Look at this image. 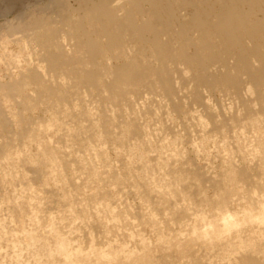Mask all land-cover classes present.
Returning a JSON list of instances; mask_svg holds the SVG:
<instances>
[{"label":"rangeland","instance_id":"1","mask_svg":"<svg viewBox=\"0 0 264 264\" xmlns=\"http://www.w3.org/2000/svg\"><path fill=\"white\" fill-rule=\"evenodd\" d=\"M63 1L78 6L80 0ZM111 1L118 8L117 17L130 8L136 22L148 19L147 2L141 1L142 12H134L129 0ZM49 2L20 0L10 15L0 18V24L23 12L34 13ZM189 12L178 9V19L186 21ZM185 36L194 42L198 39L194 30ZM176 39L168 32L160 35L162 42L169 41L173 47L179 45ZM124 40L123 55L117 57L114 50L99 61L110 69L131 59L158 65L149 43ZM211 43L219 46L215 35ZM244 43L247 48L253 45L247 39ZM25 58H10L8 64L0 61V84L25 75L27 83L30 71L37 70L43 82L64 99L55 100L35 84L15 98H6V89H0L3 109L12 120L8 131L0 134V246L7 248L10 227L19 230L20 224L11 220L25 216V211L13 207L23 205V200L42 223L55 219L60 232L86 247L90 242L107 246L116 239L115 244L128 243V248L138 250V239L143 238L150 249L146 263L139 264H217L215 249L208 244L200 247L192 242V248L189 243L182 259L177 249L159 242L155 233L158 229L174 240L183 229L187 233L185 223L193 220V213L211 214L222 201L228 200L232 208L251 195L264 194V93L258 97L246 81L239 89L197 86L191 69L168 61L172 94L154 84L128 87L113 96L103 86L107 74L97 87L84 88L66 74L46 72L45 63ZM233 62L228 57V65ZM223 69L213 64L209 71ZM21 128L27 132H20ZM38 162L44 165L37 167ZM241 168L254 181L237 180ZM5 170L11 172L8 177ZM131 229H135L134 238L123 232Z\"/></svg>","mask_w":264,"mask_h":264},{"label":"bare ground","instance_id":"2","mask_svg":"<svg viewBox=\"0 0 264 264\" xmlns=\"http://www.w3.org/2000/svg\"><path fill=\"white\" fill-rule=\"evenodd\" d=\"M19 1L0 0V18L10 15ZM141 1L149 3L148 19L138 23L130 8L117 17L118 8L111 4V0H80L78 6L63 0H50L48 5L34 13L23 12L0 24V61L8 64L10 58L23 56L45 63L48 73L66 74L77 86L90 89L108 76L103 86L113 96H120L128 87H152L154 84L172 94L170 69L166 67L168 61L191 69L197 86L239 89L246 81L254 86L258 97L264 93V0H129L134 12H142ZM178 9L190 10L186 21L178 19ZM186 30L198 33L196 42L186 38ZM167 32L179 39L177 47L160 40V35ZM213 35L218 38V47L211 43ZM184 36L186 39L181 41ZM102 37L105 39L103 44L99 39ZM125 37L138 43H149L158 65L143 64L134 59L125 60L111 69L103 65L99 59L107 53L117 50V57L124 54L121 47ZM246 39L252 42V47L245 46ZM231 56L234 62L229 66L228 57ZM213 64L224 69L211 73L209 68ZM42 77L39 71L31 70L29 82L21 78L13 83L0 84V89H6V98H15L23 96L26 86L35 84L48 96L63 100L64 96L43 82ZM11 122L0 99V134L8 131ZM20 132L26 133L27 129L21 128ZM2 151L1 147L0 153ZM41 165L43 162L37 167ZM9 173L5 170L7 177ZM237 180L251 182L253 179L245 168H241ZM249 197L232 208L227 206V200L211 214L193 213V220L185 223L188 225L185 236V229L181 232L183 238L180 237L182 234L176 235L174 240L167 238L157 229V233L154 231L156 239L177 249L182 259L187 248H193L194 242L213 247L217 264H264V194ZM22 203L24 206H13L14 211H25V216L11 218L12 223L20 224V228L18 232L17 228L10 227L7 248L0 246L3 249V253L0 250V264H139L148 255L150 248L143 238L138 239V250L136 246L128 248V243L119 241L115 244L116 239L108 241L107 246L98 247L90 242L86 247L79 240L69 238L65 231L60 232L55 219H49L45 225L34 209L28 211V201L24 203L22 200ZM115 217L113 219H117ZM149 219L154 222L152 215ZM123 232H127V237H135V229Z\"/></svg>","mask_w":264,"mask_h":264}]
</instances>
